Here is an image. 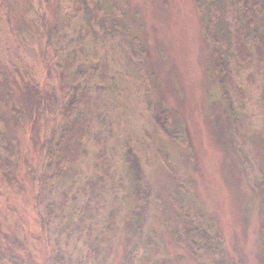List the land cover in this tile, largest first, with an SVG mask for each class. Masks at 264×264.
Wrapping results in <instances>:
<instances>
[{"label":"rangeland","instance_id":"rangeland-1","mask_svg":"<svg viewBox=\"0 0 264 264\" xmlns=\"http://www.w3.org/2000/svg\"><path fill=\"white\" fill-rule=\"evenodd\" d=\"M98 1L103 8L98 22L92 9L71 20L64 0L0 1V52L5 63L0 73V145H12L16 160L13 180L0 173L3 264L45 263L31 171L38 166L42 143L51 127V92L59 95V76L56 70L48 73L43 58L45 41L37 22L41 3L51 26L59 28L61 38L67 40L66 53L77 58L76 69L87 72L107 61L111 83L124 94L120 116L127 119L134 152L154 184L150 223L145 231L158 232L163 251L159 260L208 264L173 237L184 195L188 194L165 166L163 156L168 154L195 184L209 221L224 236L230 258L242 264H264L263 115L251 98L246 114L238 102L235 112L230 111L202 21L210 20L215 12L220 27L227 29L226 7L221 2L212 11V0L205 1L202 9L198 0ZM156 101L163 102L181 122L186 144L162 133L152 114ZM225 112L232 117L231 128L225 124ZM127 139L121 134L109 139V154L127 186L122 193L125 212L120 238L110 264H127V237L139 224L132 216ZM97 150L93 145L91 159L80 165L60 190L74 187L75 200H71L65 216L60 214L64 219L57 220L53 238V247L59 246L68 264H86L89 203L97 194L101 176L94 156Z\"/></svg>","mask_w":264,"mask_h":264},{"label":"trees","instance_id":"trees-1","mask_svg":"<svg viewBox=\"0 0 264 264\" xmlns=\"http://www.w3.org/2000/svg\"><path fill=\"white\" fill-rule=\"evenodd\" d=\"M205 1L209 2L198 0L201 9ZM64 2L71 11V20L80 17L86 9H92L93 18L98 22L103 11L98 0ZM221 2L226 7V18L229 21L227 29L220 27L215 12L210 20H202L206 27V39L212 49L215 73L226 89L230 111L235 112V103L238 102L243 114H246V106L251 98L260 106L264 127V0H212V11L218 9L217 5H222ZM40 6L37 22L45 41L43 58L48 73L52 74L56 70L59 76V95L56 93L53 96L55 90L51 92V127L43 140L38 166L31 171L36 182L35 207L45 244L44 264L69 263L59 246L56 249L53 247V238L56 235L57 220L61 219V215H66L71 200H75L74 187L60 190L75 170L91 159L93 145L98 147L94 156L97 159L96 168L101 176L97 194L89 203L91 215L85 263H111L125 212L122 193L127 188L113 157L109 154V139L115 138L117 134L128 138L127 180L133 188L132 216L139 223L127 237L128 253L125 262L176 264L172 259L159 260L163 251L158 232L154 229H148V233L145 231L150 223L154 184L142 166L138 154L134 152L131 127L128 126L127 119L120 116L124 94L116 83H111L112 70L109 69L108 62L103 61L98 64V68H91L87 72L77 70V58L65 51V48H68L67 40L61 38L59 28L51 26L44 5L41 3ZM126 30L124 33L127 40ZM135 42L140 51L144 52L140 40L136 38ZM85 43L86 37H83L82 46ZM127 43L133 50L134 46L128 41ZM128 51L131 56L130 50ZM4 64L0 52V73ZM152 114L164 135L184 143L182 138L185 134L181 122L163 102H155ZM247 117L248 115L245 118ZM224 118L225 124L231 128L232 117L228 112H225ZM240 122H243V119H240ZM163 160L169 172L188 194L184 195L182 214L178 217V226L173 232L175 241L200 261L208 264H242L230 258L224 236L216 225L209 221L203 204L195 193V184L168 154H164ZM243 162L245 164L244 158ZM15 172L13 146L0 145V173L7 180H13ZM4 262L5 256L0 250V264Z\"/></svg>","mask_w":264,"mask_h":264}]
</instances>
